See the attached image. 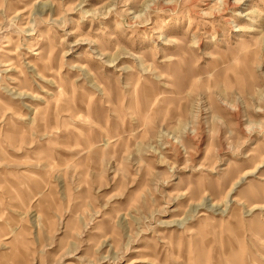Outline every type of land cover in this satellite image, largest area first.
Here are the masks:
<instances>
[{"label": "rangeland", "instance_id": "1", "mask_svg": "<svg viewBox=\"0 0 264 264\" xmlns=\"http://www.w3.org/2000/svg\"><path fill=\"white\" fill-rule=\"evenodd\" d=\"M0 264H264V0H0Z\"/></svg>", "mask_w": 264, "mask_h": 264}]
</instances>
